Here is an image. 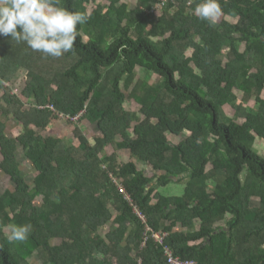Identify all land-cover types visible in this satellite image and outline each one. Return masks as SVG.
<instances>
[{"label": "trees", "instance_id": "obj_1", "mask_svg": "<svg viewBox=\"0 0 264 264\" xmlns=\"http://www.w3.org/2000/svg\"><path fill=\"white\" fill-rule=\"evenodd\" d=\"M94 1L59 0V6L89 14L86 5ZM101 1L117 7L99 5V19L78 25L74 50L59 58L0 37L2 82L26 71L20 94L4 86L0 97L2 115L21 128L9 137L0 120V172L14 183L0 195V264H31L35 255L43 264H167L153 239L142 246L145 224L165 232L164 245L182 260L264 264V157L249 146V132L264 140V101L245 105L264 92V0H219L222 16L234 21L212 25L194 14L201 0H176L159 16L150 13L155 0H134V8L125 0ZM139 67L159 83L140 77ZM22 98L35 105L24 108ZM127 101L140 112L127 110ZM46 104L72 116L86 109L84 118L99 131L94 144L76 126L75 144L40 139L58 119L37 108ZM185 132L191 136L176 144L168 139ZM111 146L128 150L131 160L120 161L117 151L107 155ZM18 149L31 156V184L12 161ZM175 179L186 181L182 197L155 192ZM188 218L202 219L200 228L174 230ZM28 224L27 241H7V227ZM110 224L115 228L100 235ZM55 239L61 243L53 245Z\"/></svg>", "mask_w": 264, "mask_h": 264}, {"label": "clouds", "instance_id": "obj_2", "mask_svg": "<svg viewBox=\"0 0 264 264\" xmlns=\"http://www.w3.org/2000/svg\"><path fill=\"white\" fill-rule=\"evenodd\" d=\"M194 14L212 25L223 9L219 0H201ZM89 18L87 13L60 7L59 0H0V37L24 42L45 57L59 58L74 50L78 25L87 23ZM30 232V224L12 225L7 239L23 243Z\"/></svg>", "mask_w": 264, "mask_h": 264}, {"label": "rangeland", "instance_id": "obj_3", "mask_svg": "<svg viewBox=\"0 0 264 264\" xmlns=\"http://www.w3.org/2000/svg\"><path fill=\"white\" fill-rule=\"evenodd\" d=\"M125 1H126V3H128V5L131 8L135 7L134 0H125ZM99 5H104L106 9L117 7V5L102 2L101 0L100 1L96 0L92 4L86 5L88 13L95 20H98L100 17V15L98 14V6ZM222 18L226 19L227 17L221 15L217 20H220ZM227 19H229L230 21L233 20V19H231V17H229ZM141 25L144 27V22L141 23ZM241 49H243V47ZM226 52H227V49H224L223 53L221 55H219V58L222 59L223 62L226 61ZM137 72H138V75L140 77H142L143 79H145L146 81H148L150 83H153L154 85L158 84L160 81V78L156 74L149 72L147 70H144L140 67L137 69ZM25 73H26L25 69L22 68L13 77V80L11 83V92L13 94H15V95L20 94L22 87L24 86L23 77H24ZM34 84L39 85L40 84V78L34 79ZM235 93L237 94V96L239 98L241 97V95L239 93H237V92H235ZM1 95L2 94L0 91V97H2ZM22 101L24 103V108H26V109H29L32 105H35L34 101L32 99L22 98ZM263 101H264V92L259 99H254L245 105L248 107L256 108V107H258V105L260 103H263ZM238 102H239V100L236 103H238ZM125 107L129 111H133L136 113L140 112V106L134 101H127ZM222 110L227 117H229V118L234 117V109L231 106L225 105V106H223ZM61 114H63V115H61L62 118L59 117L57 120L55 119L56 121L52 122V124L49 126V128L46 131L41 132L40 139L45 140L47 137L52 136V137H59V138L65 139L68 145L71 143L75 144L77 142L74 139L73 130H74V126H76L84 134L86 132L87 139L89 140V142L91 144H94L95 138L99 135L98 127L96 124L90 123L85 118H81V120H79L77 123L72 124L69 120L65 119L66 118L65 115H67V114H64V113H61ZM0 120L5 124L6 130H7V135L9 137L10 136H12V137L16 136L21 132L20 131L21 128H20L19 124L17 123V121L12 117L6 118L5 116L2 115L1 111H0ZM239 123H241V121H239ZM130 132H131V134H133L132 131H130ZM190 136H191V134L189 132H185L181 136H178V137L176 136L177 139H175L174 136L172 138L171 137H168V138H171V139L174 138L173 140L177 143V140L182 141V140H184ZM249 137L251 138V140L249 142V146L251 148H254V150L256 152H258L261 156L264 157V140L256 137L254 134H251L250 132H249ZM171 139H169L170 142H171ZM42 140H40V141L42 142ZM113 151L114 150H112V149H107L106 154L108 155V154H110L109 152L112 153ZM1 161H2V156L0 154V162ZM12 161L19 167L22 175L25 176L27 182L31 184L34 180L35 175H36L35 169L31 163V156L30 155L26 156L25 154L22 153L21 149H18V151L12 157ZM13 188H14V183L11 181L10 177L8 175L0 172V195H3L7 190L12 191ZM41 203H42V200L39 198V201H37V204L40 206ZM249 204H250V206H249L250 211L253 212L258 207V200L252 199L251 203H249ZM114 228L115 227L112 224H110L109 226H107L103 229H100L99 234L102 236H105L108 231H110ZM10 230L11 229L9 227L6 228L7 237L10 234ZM7 241H8V239H7ZM60 243H61L60 240H56V239L52 240L53 245H59ZM39 258L40 257L38 255H35V256L30 257L29 261L31 264H43V262H41V260H39Z\"/></svg>", "mask_w": 264, "mask_h": 264}, {"label": "built area", "instance_id": "obj_4", "mask_svg": "<svg viewBox=\"0 0 264 264\" xmlns=\"http://www.w3.org/2000/svg\"><path fill=\"white\" fill-rule=\"evenodd\" d=\"M155 6L150 10V13L154 14V16H159L161 14V11L167 7L168 5H177L176 0H155ZM191 7V4L188 3V8ZM4 86H10L11 87V82H2V80L0 79V91L1 93L3 92V87ZM13 94V93H12ZM37 108L39 110H49L50 112H52L53 114H56L58 116V118H62L61 113L57 112L55 106L53 104H46V105H38ZM86 114V109L83 111H80L78 114H76L75 116L72 115H65V119L69 120L72 124L77 123L79 120H81V118H84ZM111 177L113 178L114 182L116 183V186L118 187V190L120 192V194H122L123 196H125V198L132 202L130 196L127 194L125 188L123 187L122 182L113 177L111 175ZM137 215L140 217V220L142 221V223L145 224L146 220L144 215H142L139 211L136 210ZM167 234L163 231H158V232H151L150 228L147 227V225L145 224V233H144V237H143V243L142 246L145 245L146 241L151 238L154 240L155 243H157L159 246L163 247V252H164V257L166 259V263L167 264H197L196 261L194 260H182L180 257H176L172 250L170 248H168L167 246L164 245V240L166 238Z\"/></svg>", "mask_w": 264, "mask_h": 264}, {"label": "crops", "instance_id": "obj_5", "mask_svg": "<svg viewBox=\"0 0 264 264\" xmlns=\"http://www.w3.org/2000/svg\"><path fill=\"white\" fill-rule=\"evenodd\" d=\"M85 135H87L86 132H85ZM169 137L172 138L173 136H169ZM171 138H168V139H171ZM174 138L177 139V137H174ZM173 139H171V143L176 144V142ZM178 141H180V140H177V142ZM108 149H112L114 151H117V149H115L112 146L109 147ZM109 153L111 154V152H109ZM117 154L120 156L119 160L124 162V163H127L131 160L130 152L128 150L117 151ZM139 167L142 168L141 166H139ZM155 192L157 194L163 196V197H182L183 195H185L187 193V184H186V181H178L175 179V180L169 181L166 184V186L158 187ZM153 203H155V200H153ZM201 222H202V219L191 220L190 218H188L186 222L178 223L174 230L180 231V232H187L190 229L191 230H193V229L198 230L200 228ZM221 224L222 223H218L215 226H218Z\"/></svg>", "mask_w": 264, "mask_h": 264}, {"label": "water", "instance_id": "obj_6", "mask_svg": "<svg viewBox=\"0 0 264 264\" xmlns=\"http://www.w3.org/2000/svg\"><path fill=\"white\" fill-rule=\"evenodd\" d=\"M166 174V172L165 171H162L161 173H158V176L159 175H165ZM156 180V179H155ZM147 188H149V186L147 187Z\"/></svg>", "mask_w": 264, "mask_h": 264}, {"label": "bare ground", "instance_id": "obj_7", "mask_svg": "<svg viewBox=\"0 0 264 264\" xmlns=\"http://www.w3.org/2000/svg\"><path fill=\"white\" fill-rule=\"evenodd\" d=\"M154 181H155V179H154Z\"/></svg>", "mask_w": 264, "mask_h": 264}]
</instances>
